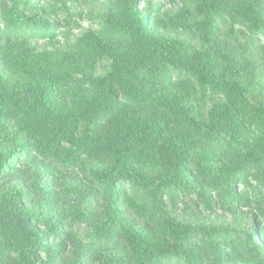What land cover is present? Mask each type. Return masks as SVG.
Masks as SVG:
<instances>
[{"label": "trees", "instance_id": "obj_1", "mask_svg": "<svg viewBox=\"0 0 264 264\" xmlns=\"http://www.w3.org/2000/svg\"><path fill=\"white\" fill-rule=\"evenodd\" d=\"M167 1L75 41L0 3V264H264V0ZM176 193L257 216L179 222Z\"/></svg>", "mask_w": 264, "mask_h": 264}, {"label": "rangeland", "instance_id": "obj_2", "mask_svg": "<svg viewBox=\"0 0 264 264\" xmlns=\"http://www.w3.org/2000/svg\"><path fill=\"white\" fill-rule=\"evenodd\" d=\"M107 0H68L66 6L67 13H62L59 9V3L54 0H26L29 4H37L43 9L47 16V24L49 26L63 25L67 23L69 28L70 40L75 41L78 37L87 31H98L100 29L99 17L104 12ZM0 3L11 5V0H0ZM148 5L151 7L162 5L167 11H173V6L167 0H143L141 8L147 10ZM31 10V11H35ZM61 32V31H56ZM180 39L194 47V43L189 40L185 34L179 35ZM55 41L61 44L62 38L56 36ZM255 55L254 61L264 69V35L260 37L254 45ZM175 196L174 202L167 203V212L177 221L185 222L191 225L206 224L214 228H226L229 231H243L247 226L252 225L251 219L257 216L254 209H246L244 207H233L227 209L222 207L220 203H212L206 207L197 199L196 194L184 193ZM209 197V195H206ZM198 203V204H197ZM197 204V205H196ZM82 239L88 236V230L81 225L73 228Z\"/></svg>", "mask_w": 264, "mask_h": 264}]
</instances>
